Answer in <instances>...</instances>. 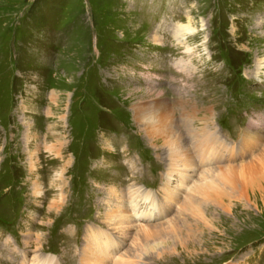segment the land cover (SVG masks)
<instances>
[{
  "label": "rangeland",
  "instance_id": "374dc122",
  "mask_svg": "<svg viewBox=\"0 0 264 264\" xmlns=\"http://www.w3.org/2000/svg\"><path fill=\"white\" fill-rule=\"evenodd\" d=\"M188 24L191 34L176 35ZM150 97L177 119L182 108L211 118L236 147L235 165L253 159L264 138L254 155L240 141L250 125L264 135V0H0V253L8 240L18 260L37 232L42 249L76 264L97 228L110 258L137 251L144 264H264V210L220 223L204 245L189 244L183 224L136 242L134 227L106 231L108 188L118 195L109 209L127 204L129 188L151 192L146 225L175 216L160 191L165 147L149 144L131 109ZM35 181L46 190L38 203ZM61 193L65 207L45 220Z\"/></svg>",
  "mask_w": 264,
  "mask_h": 264
},
{
  "label": "bare ground",
  "instance_id": "6f19581e",
  "mask_svg": "<svg viewBox=\"0 0 264 264\" xmlns=\"http://www.w3.org/2000/svg\"><path fill=\"white\" fill-rule=\"evenodd\" d=\"M192 32L193 30L188 24L177 31L176 35L180 33L184 37ZM197 102H201L200 99ZM166 107L168 108V104L165 99L150 97L137 102L131 109L134 111V119L140 125L139 130L147 138L149 144L157 145V142L161 141L165 147V162L167 163L160 191L163 194V205L168 209H173L175 216L171 218L172 215H170L164 223L159 224L160 226L142 223L152 216L149 207L144 205L149 204L151 192L140 196L138 188L133 187L128 189L125 196L122 193L127 204L123 205L122 201H119L116 204L117 209L115 206L114 209L108 208V206H112L111 193L114 192L113 188H108L105 200L101 202L104 209L108 210L106 209L100 217L107 228L106 231H110L112 234L115 230L124 235L127 228L134 227L139 233L135 235V242L139 241L140 237L142 240H148L162 238L167 232L178 234L183 224L188 226L189 244L201 243V239L203 240L201 244H209L212 235L215 232L218 233L220 223L237 218L240 214L254 216L253 213L263 212L264 145L262 146V139L264 135L253 130L252 125L243 130L240 142L245 152L251 155L255 151L254 147L259 143L262 147L259 148V153L253 159L235 165L234 161L237 158L234 160V150L236 147L234 144L226 143L220 139L211 118H207V116L187 118L191 115L187 116L185 109L182 108L180 118L177 119L174 114L163 113L162 110ZM206 111L211 112L210 107ZM195 120L200 121L197 128L193 127ZM34 137L27 130L26 141L28 142ZM47 148L51 151V146ZM107 149L108 152H112L115 148L108 144ZM33 153L34 151L31 150L29 157H32ZM56 154L57 157H61L59 152ZM34 163L32 160L30 161L31 171L35 169ZM64 164L66 165V162ZM61 175L62 171H59L58 179L62 178ZM44 191L46 190L40 182L35 181L34 195L38 199L37 203L40 202ZM113 195L116 199V192ZM65 201L66 198L62 193L58 194L55 199H51L49 213L45 220L50 221L56 217L65 207ZM156 206L158 205L152 204V209L156 210ZM179 223L181 224L179 225ZM100 231L97 228L90 231V237L88 236L87 241L78 249L76 264H144L137 251L127 256L116 255L114 258H110L102 246L101 236L105 234ZM44 240L45 237L42 234L29 232L27 240L25 239L23 242L18 260L15 256V246L7 240L5 242L6 251L0 253V264H62L60 258L42 249ZM27 253H30L29 257ZM5 254L6 257L8 254L6 260L3 258ZM188 255L193 254L188 253Z\"/></svg>",
  "mask_w": 264,
  "mask_h": 264
}]
</instances>
